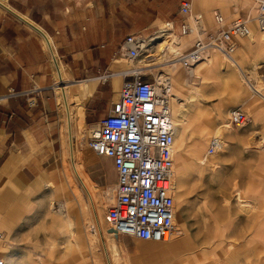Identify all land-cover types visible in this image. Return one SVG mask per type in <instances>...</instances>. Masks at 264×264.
Instances as JSON below:
<instances>
[{
	"label": "rangeland",
	"instance_id": "rangeland-1",
	"mask_svg": "<svg viewBox=\"0 0 264 264\" xmlns=\"http://www.w3.org/2000/svg\"><path fill=\"white\" fill-rule=\"evenodd\" d=\"M240 5L243 13L236 12L230 18L225 14L227 22L254 15V0H243ZM203 25L207 30L214 28L215 22L212 18L210 22L204 20ZM191 26L194 32L190 41L205 36L196 22L191 21ZM252 27L254 34L258 32L264 39V32L256 24ZM161 38L157 33L154 41L146 40V44L161 43ZM167 39L176 42L174 51L187 44V38L174 34ZM158 49L143 48L138 59H124L123 64L130 71L141 68L151 77L166 72L171 75V104L177 124L176 219L167 242H173L174 249L166 251L157 242L133 237L124 244L113 239L114 233L101 232L102 239L99 232L89 231V225L99 226L100 218L105 220L107 208L115 199V184H109L111 171L106 164L107 183L92 181L93 165L99 157L84 137L86 128L80 126L71 136L75 159L73 164L68 160L70 172L66 174V166L58 183H24L19 176H13L16 183L2 184L9 186L0 190V233L4 234L0 257L5 264H153L148 257L164 261L170 255L175 260L184 255V264H264V121L255 117L257 106L263 107L264 101L251 88L264 93V77L255 79L242 59L234 55L231 60L216 50L194 69L196 75L192 76L191 70L174 60L172 51L165 55ZM236 57L238 64L234 63ZM174 62L179 66L175 73L170 71ZM57 83L56 91L65 100L60 81ZM74 101L79 102V98H71L69 104ZM236 108L253 120L232 128L230 113ZM175 111L179 116L175 117ZM215 138L221 146L211 153ZM111 177L115 180L114 175ZM59 203L69 206V218L52 211V206ZM74 208L78 217H83L80 227V220L76 223L72 218ZM76 231L80 236L78 245ZM125 247L136 251L139 258L121 254Z\"/></svg>",
	"mask_w": 264,
	"mask_h": 264
},
{
	"label": "crops",
	"instance_id": "crops-1",
	"mask_svg": "<svg viewBox=\"0 0 264 264\" xmlns=\"http://www.w3.org/2000/svg\"><path fill=\"white\" fill-rule=\"evenodd\" d=\"M5 1L0 0V190L9 189L3 183H16L13 176H19L24 183L61 180L68 160L73 164L75 159V141L71 142L74 130L84 126L86 133H90L98 128L120 95L125 72L130 71L123 64L127 58L122 51L128 36L137 34L153 42L155 35L169 23L175 36L187 38L184 48L177 50L187 52L194 39L190 41L191 34L181 35V25H191L193 20L182 11L183 6L189 5L194 13L202 15L204 35L217 28L216 24V28H203V21L210 22L212 18L214 21L216 13L229 18L236 12L243 13L240 5L243 0ZM251 36L236 39L234 55L259 79L264 77V39L258 32ZM167 41L165 50L173 49L174 42ZM159 44H147L146 50L158 49ZM174 69L177 68L170 71L175 73ZM105 76L107 79L103 80ZM59 81L65 100L56 91ZM251 88L264 101V93ZM76 97L79 102L69 104ZM255 117L264 121V106H257ZM98 157L92 181L107 183L106 164L111 171L109 184H116L113 159ZM69 172L67 166L66 174ZM78 213L74 208L72 218L76 223L80 220V227L83 217H78ZM100 220V231L108 232L104 218ZM76 234L78 245L79 231ZM111 236L120 243L131 241L129 236L117 233ZM157 243L163 250L174 249L171 241ZM120 253L139 258L136 251L127 247ZM185 258L183 255L175 260L170 255L163 261L156 256L148 257L153 264H184Z\"/></svg>",
	"mask_w": 264,
	"mask_h": 264
},
{
	"label": "built area",
	"instance_id": "built-area-1",
	"mask_svg": "<svg viewBox=\"0 0 264 264\" xmlns=\"http://www.w3.org/2000/svg\"><path fill=\"white\" fill-rule=\"evenodd\" d=\"M182 11L201 27V14L194 13L189 5L183 6ZM253 11V16L245 15L230 22L223 14L216 13L214 21L217 28L205 36H198L187 52H174V60L185 69L192 70L204 61L209 50L233 59L236 39L251 36L252 24L264 32V0H254ZM166 26L174 33L172 24L167 23ZM180 32L181 35H189L194 28L184 23ZM143 39L137 34L126 38L122 51L127 59L140 57ZM125 77L120 95L109 114L98 128L85 135L88 145L97 155L113 159L117 172L115 199L105 214L107 229L113 228L117 234L140 240L168 241L176 219V135L171 108L173 83L167 73L151 77L141 68L126 71ZM250 122V116L243 110L236 108L231 111L229 125L232 128ZM219 146L220 141L215 138L210 152L219 151ZM89 231L101 233L96 223L89 225ZM3 239L4 234L0 233V243ZM0 264H5L1 257Z\"/></svg>",
	"mask_w": 264,
	"mask_h": 264
},
{
	"label": "bare ground",
	"instance_id": "bare-ground-1",
	"mask_svg": "<svg viewBox=\"0 0 264 264\" xmlns=\"http://www.w3.org/2000/svg\"><path fill=\"white\" fill-rule=\"evenodd\" d=\"M170 29H168L167 27L166 28H162L158 33L161 35V39H165L166 37L167 38H169L170 37V35L172 36V32H170L169 31ZM175 35V34H174ZM163 42V41H162ZM174 44H176V42L174 43ZM166 45H168V41H167V39H165L164 40V42L163 43H160L159 45H157V48L159 47V49H160V51L161 52H163L165 55H167L168 53V51H172V53H174V52H176V51H178V50H172V49H170V48H166V51H165V47H166ZM142 47L143 48H146L147 49V44H146V40L145 39H143L142 40ZM158 49V50H159ZM211 52H214L213 50H209L208 52H207V54H206V56H205V59H206V57H207V55L209 54V53H211ZM148 56H153L152 54H149ZM205 59H204V61H205ZM232 60V59H231ZM203 61V62H204ZM173 65H172V67L173 68H178V65H177V63H172ZM176 65V66H175ZM197 66H199V64L198 65H196V66H194L193 67V69L191 70V72H192V76H194V75H196L195 74V71H194V69L197 67ZM175 70V69H174ZM167 73V72H166ZM62 76V75H61ZM171 76V75H170ZM64 83H66V82H64ZM256 90H254V92H255ZM255 93H257V91L255 92ZM193 97H195V96H193ZM176 99H178V98H176ZM177 102H178V100H177ZM171 108H172V104H171ZM174 114H175V117H177V116H179V112H177V111H175L174 112ZM172 116H173V109H172ZM173 120H174V123H175V119H174V117H173ZM177 134V124L175 123V135ZM76 171H77V168H76ZM79 175V174H78ZM79 177H80V175H79ZM84 187H85V189L89 192V190H88V188H87V186L86 185H84ZM174 195H175V199H176V194H175V192H174ZM91 198H92V200H93V197L91 196ZM239 202L240 203H242V204H246L244 201H243V199L242 198H239ZM52 211H54L56 214H58V215H61V216H63V217H65V218H69V206H67L66 204H64V203H59V204H54L53 206H52Z\"/></svg>",
	"mask_w": 264,
	"mask_h": 264
},
{
	"label": "water",
	"instance_id": "water-1",
	"mask_svg": "<svg viewBox=\"0 0 264 264\" xmlns=\"http://www.w3.org/2000/svg\"><path fill=\"white\" fill-rule=\"evenodd\" d=\"M107 231H108L109 233H117L116 230L113 229V228H109Z\"/></svg>",
	"mask_w": 264,
	"mask_h": 264
}]
</instances>
